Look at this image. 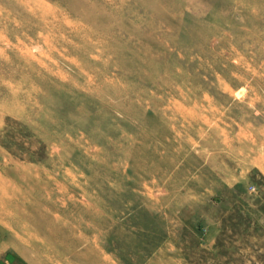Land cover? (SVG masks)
I'll list each match as a JSON object with an SVG mask.
<instances>
[{"label": "rangeland", "instance_id": "1", "mask_svg": "<svg viewBox=\"0 0 264 264\" xmlns=\"http://www.w3.org/2000/svg\"><path fill=\"white\" fill-rule=\"evenodd\" d=\"M0 264H264V0H0Z\"/></svg>", "mask_w": 264, "mask_h": 264}]
</instances>
